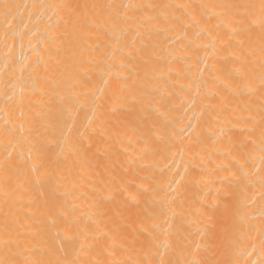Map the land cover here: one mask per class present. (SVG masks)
I'll list each match as a JSON object with an SVG mask.
<instances>
[{"label": "bare ground", "instance_id": "6f19581e", "mask_svg": "<svg viewBox=\"0 0 264 264\" xmlns=\"http://www.w3.org/2000/svg\"><path fill=\"white\" fill-rule=\"evenodd\" d=\"M0 264H264V0H0Z\"/></svg>", "mask_w": 264, "mask_h": 264}]
</instances>
